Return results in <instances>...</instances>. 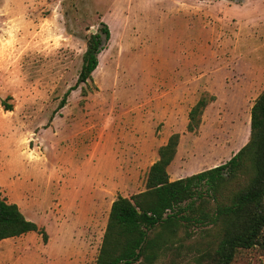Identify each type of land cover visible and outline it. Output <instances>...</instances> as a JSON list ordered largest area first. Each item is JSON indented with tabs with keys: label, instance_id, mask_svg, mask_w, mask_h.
Segmentation results:
<instances>
[{
	"label": "rangeland",
	"instance_id": "1",
	"mask_svg": "<svg viewBox=\"0 0 264 264\" xmlns=\"http://www.w3.org/2000/svg\"><path fill=\"white\" fill-rule=\"evenodd\" d=\"M101 23L110 39L92 80L72 90ZM263 88L264 0H0V198L47 235L6 242L1 264H95L111 203L144 191L168 137L180 135L170 174L227 162L249 139L247 109ZM204 92L215 101L188 133ZM52 214L78 219V258L64 254ZM195 254L157 264H194Z\"/></svg>",
	"mask_w": 264,
	"mask_h": 264
},
{
	"label": "trees",
	"instance_id": "2",
	"mask_svg": "<svg viewBox=\"0 0 264 264\" xmlns=\"http://www.w3.org/2000/svg\"><path fill=\"white\" fill-rule=\"evenodd\" d=\"M100 25L87 35L72 90L92 80L98 56L110 39L107 25ZM89 92L82 89L81 96ZM214 101V95L201 94L188 113V133L197 132L205 108ZM3 107L11 110L10 105ZM179 139L178 133L171 134L158 148L144 191L112 202L95 264H157L183 250L196 252L194 264H234L252 252L264 255V88L250 109L249 139L227 162L170 181L167 168ZM191 227L199 230L194 240ZM29 232L46 241L45 231L28 221L17 204L0 198V241Z\"/></svg>",
	"mask_w": 264,
	"mask_h": 264
},
{
	"label": "crops",
	"instance_id": "3",
	"mask_svg": "<svg viewBox=\"0 0 264 264\" xmlns=\"http://www.w3.org/2000/svg\"><path fill=\"white\" fill-rule=\"evenodd\" d=\"M254 89L255 88L253 86L252 87H247V88H245L243 90H240V92L243 94V96H250ZM252 105H253V103H251L250 104V108L247 109L249 127H250V109H251ZM157 158H158V156H157ZM174 160L172 162H174ZM167 172H168V168H167ZM168 175H169V180L170 181H176V180H179L181 178H185V177L189 176V175L181 174V172H179V171L173 172L172 174H170L168 172ZM109 210H110V207L108 209V213H109ZM52 215L53 216L51 217V219L53 221H51L50 218H49L48 221H51L52 223H54L56 225V227L59 228L61 231L63 230L64 236H65V239H64L65 241L69 240L68 249H65V247H66L65 244L62 245L64 254H66L67 257L77 256V258H78L79 256H81L83 254V252H82V250H81V248L79 247V244H78L79 243V239H81V236H80V234L74 232V231H76L75 225H78L77 224L78 219L73 220L74 219L73 216H70V220H72V223L69 222V224H66L65 220L62 223H60L57 220L58 218L54 214H52ZM62 218H64V217L62 216ZM107 218H108V215L106 217V222H107ZM106 222H105V226H106ZM31 233H34V232H29V233H26L24 235L28 236ZM24 235H21L20 237H22ZM20 237L9 238V239H5V240L0 241V264H1V261L6 259L7 255H8V254H6V251L3 249L4 244H6V242H9V241L18 240V239H20ZM73 237H76V238L74 239ZM56 245H60V244H56ZM55 246H53V244H51V245H48L47 248H49V247L50 248H55ZM21 249H23V245L20 246V250Z\"/></svg>",
	"mask_w": 264,
	"mask_h": 264
},
{
	"label": "water",
	"instance_id": "4",
	"mask_svg": "<svg viewBox=\"0 0 264 264\" xmlns=\"http://www.w3.org/2000/svg\"><path fill=\"white\" fill-rule=\"evenodd\" d=\"M90 33L94 34L95 30L94 29H90Z\"/></svg>",
	"mask_w": 264,
	"mask_h": 264
}]
</instances>
